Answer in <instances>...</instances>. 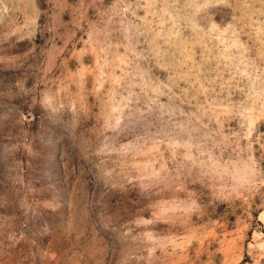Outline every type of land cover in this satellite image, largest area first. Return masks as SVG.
Wrapping results in <instances>:
<instances>
[{
	"label": "rangeland",
	"instance_id": "rangeland-1",
	"mask_svg": "<svg viewBox=\"0 0 264 264\" xmlns=\"http://www.w3.org/2000/svg\"><path fill=\"white\" fill-rule=\"evenodd\" d=\"M0 264H264V0H0Z\"/></svg>",
	"mask_w": 264,
	"mask_h": 264
}]
</instances>
